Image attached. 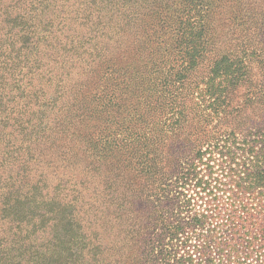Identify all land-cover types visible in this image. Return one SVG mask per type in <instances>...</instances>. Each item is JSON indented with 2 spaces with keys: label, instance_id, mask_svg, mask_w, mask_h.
<instances>
[{
  "label": "trees",
  "instance_id": "trees-1",
  "mask_svg": "<svg viewBox=\"0 0 264 264\" xmlns=\"http://www.w3.org/2000/svg\"><path fill=\"white\" fill-rule=\"evenodd\" d=\"M130 1L121 0L119 5L123 10L130 8L123 26L113 28L112 34L107 30L101 33L106 41L95 54L98 61L85 59L91 66L85 73L87 83L79 90L88 98L99 100L96 76L110 67L112 73L119 71L123 90L128 89L138 99L135 106L125 107L129 115L124 120L134 122L133 130L128 124L122 125L117 140H105L108 151L104 157L111 153L120 169L117 184L113 181L111 160L106 161V170L93 167L96 174L92 180H78L82 189L76 184L69 189L74 200H81V190L87 184L93 185V200L91 197L87 201L89 214L95 222L100 219L104 230H109L102 239L115 231L114 237L109 236L110 242L103 239L102 244L100 234H80L85 240L83 250L92 253L89 259L84 253L81 263L264 264V0H231L239 6V12H232L231 18L238 28L231 31L236 43L233 50L229 48L233 7L230 0H175L173 6L165 1L161 10H152L151 20L144 26H135L133 20L140 12H148L149 5L136 13ZM56 2L0 0V35L5 37L3 25L11 23L18 28L11 30L15 35L22 32V45L32 43L33 54L39 58L44 48L37 40L45 42L49 36L33 40L36 27L31 34L25 30L40 20L38 14L55 7ZM40 5L47 9L38 13ZM91 7L97 23L102 24L99 14L105 5L96 1L88 8ZM217 10L226 15L222 20L227 23L222 42L227 45L219 44L221 48L215 46L212 50L208 38L210 15ZM119 13V9H111L108 20L117 21ZM239 35L243 36L241 40ZM79 37L76 36L78 43H85L84 33H79ZM87 39L92 42L95 38ZM9 43L12 41L0 38V95L1 88L9 85L8 54L3 52ZM238 43L244 47L237 48ZM30 52H26L27 57L33 56ZM74 52L80 51L75 48ZM153 54L173 57L178 66L173 76H155L153 81L147 70L153 63L149 62ZM79 101H86L84 94ZM111 101L108 98L107 105ZM114 106L117 103L108 107ZM55 131L59 136L51 140L43 141L42 136L35 134L16 147L26 148L30 159L26 164L34 160L28 171L44 179L28 186L24 175L10 169L6 183L0 186V264H12L17 257L20 264L35 263V254L27 252L22 243L6 246L14 242V237L25 238L26 234H19L21 222H32L34 226L40 216H45L44 226L52 234L55 210L45 205L75 207L74 202L55 199V194L42 195L36 210L21 217L18 223L13 224L15 219L6 214L15 202L32 196L35 189L48 187L49 176L60 174L53 190L67 189L70 178L64 176L68 174L61 156H65L67 147L64 139L76 137L63 129ZM71 131L81 137L77 128ZM46 148L59 151L60 157H50ZM117 149L118 154H114ZM8 158L0 168H10L7 161L14 163L19 156ZM73 217L71 212L68 218Z\"/></svg>",
  "mask_w": 264,
  "mask_h": 264
},
{
  "label": "rangeland",
  "instance_id": "rangeland-1",
  "mask_svg": "<svg viewBox=\"0 0 264 264\" xmlns=\"http://www.w3.org/2000/svg\"><path fill=\"white\" fill-rule=\"evenodd\" d=\"M96 1L97 4L105 5V7H101L99 14L102 24L97 23L96 12L92 13L93 6L88 8L89 5H93ZM165 1L172 6L176 2L175 0L130 1L129 3H131L136 13L140 12L138 9L143 6L149 5L150 8L146 13L141 14L140 12V15H145L142 17L139 15L137 19L133 20L134 25L144 26L149 24L152 10L156 8L161 10ZM178 1L181 2V0ZM34 3L36 4V1ZM231 3L232 1L230 0ZM120 4L121 0H57L55 7L48 8L47 12L43 14H38L40 20H35L33 26L25 30V33L31 34L36 27L33 40H36L37 36L44 38L49 36L45 42H43V39L37 40V43H40L44 48V53L39 58L33 54L34 45L32 43L27 42L25 46L24 44L22 45L23 39L19 37L22 32H18L15 35L11 31L12 29L16 31L18 28H14L11 23L3 25L2 33L5 32V37L10 38V40L2 37L3 35H0V38H4L7 42L12 41V43L3 48V52L8 54L7 78L9 85L6 88H1L3 93L0 95V166L6 163L5 159H9L8 157L11 158L15 154H18L19 158L14 163L11 160L7 161L11 164L10 168L9 166L0 168L1 188L2 184L7 181L10 169L14 170L15 174L21 173L24 175L23 177L28 180V186L35 181L41 182L44 179V177L35 176L33 171H28L34 160H31L30 164H26L27 161H30L26 148H16L20 143H26L27 136L37 134L39 137L42 136L43 141L51 140L59 136L55 130L63 129L76 137V140H73L72 136L64 139L65 146L69 147L70 150L66 147L64 150L65 156H61L66 162L64 170L68 174L64 176L70 178V181L66 183L67 189L56 188L53 190V186L59 180L60 174L49 176L48 187H42V190L35 189L32 196L25 198L23 201L15 202L6 211L8 216H12L15 219L12 223L16 224L21 217H25L26 214L36 210L37 200H40L42 195L51 197L52 194H55V199L57 200L62 199L69 203L74 202V209L61 208L51 204L45 205V208L55 210L53 213L55 224L52 234L49 228L44 226L46 224L45 216H40L38 218L39 222H36L34 226L32 222L28 224L21 222L19 234L21 236L26 234L24 239L17 237L15 240L14 237V242L6 243L7 247L12 243H22L27 252L35 254L33 255L34 264H82L86 251L83 250L85 240L80 234L85 232L89 237L92 234H100L101 241L99 243L101 242V244L103 239L110 242V237H114L115 234L114 231L112 234L103 236L102 239L103 233L105 232L106 234V231L109 230H104L100 219L95 222L89 214L90 209L87 201L91 197V200H93V185L87 184V188L81 190V200H74L69 189L72 184H76L79 190L82 189L78 180H92L94 178L93 174H96L93 167L97 166L101 170L104 168L106 170L108 168L106 161L109 162L111 160H113L111 164L113 181L117 184L118 178L116 174L120 169L117 160L111 153L106 158L104 157V153L108 151L105 140L108 138L117 140L122 125L128 124L131 127L134 125L133 121L124 120V116L129 115L125 107L131 108L135 106L138 99L128 89L126 91L123 90L125 87L121 84L123 81L118 75L119 71L112 73L113 69L111 70L109 67L96 76L99 84L95 91L101 94L99 100H92L85 93L79 92L80 89H83L84 84L86 85L87 83L85 82L87 78L85 73L89 72L91 66L85 62V59L91 57L98 61L99 58L95 54L100 51L106 41V39L102 38L101 33L107 30V32L112 34L113 28L122 27L128 20L126 13L130 8L125 7L123 10L122 7L119 8ZM232 5V9L230 7V47L228 46L230 49L233 44L236 45L233 42L234 39L231 38L232 28H235V22L231 18L233 13L239 12V6L234 3ZM54 8H56L54 12L50 13ZM181 8L182 6L179 7V9ZM45 9L47 8L44 5H40L38 13ZM111 9H119L121 12L117 21L108 20ZM168 12H171V10ZM210 17L211 24L208 38H210V45L212 50H214L213 47L215 46L227 45L222 42L224 40L222 30H224L227 23L222 21L226 17L223 10H217ZM79 33H84L85 43L83 44L81 42L78 43L79 39L76 38V36L79 37ZM94 34L97 37H91ZM87 38L95 39L89 42ZM239 38L238 40H241L243 36L239 35ZM14 40H17L16 44L13 43ZM240 45L241 43H238L237 48ZM241 46L242 48L244 47L243 45ZM75 48H78L80 52L75 53ZM105 48L106 46L104 50ZM28 51H31L30 55L33 56L27 57L26 52ZM69 53H73V55L67 56ZM14 54L18 55L15 57ZM12 55L13 58H10ZM162 55V57L159 54L150 56L149 62L153 63L147 67V70L151 72L153 81L155 76L160 78L167 75L173 76L178 67L173 57L167 58L164 54ZM15 62L17 63L15 64ZM72 62H74L73 65ZM109 63L111 64L112 62ZM76 65L77 67L75 68ZM201 71L198 70V73H201ZM80 72H83V75H79ZM83 94L86 101L80 102L79 99L83 97ZM74 98L76 100H73ZM108 98H112L110 105H107L106 102ZM72 101L75 102L71 103ZM116 103L117 106L108 107ZM75 128L81 132V137L78 136V132L73 133L71 131V129L75 130ZM69 139L70 141H68ZM46 149L50 157H60L59 151ZM19 152H21V155H19ZM113 153L118 154V149L114 150ZM3 192H5L4 187ZM71 212L74 216L73 220L68 218ZM35 229L36 231L34 232ZM91 256L92 253H85L84 257L89 259ZM18 260L19 258L17 257L11 262L12 264H18ZM33 260L31 259V262Z\"/></svg>",
  "mask_w": 264,
  "mask_h": 264
}]
</instances>
